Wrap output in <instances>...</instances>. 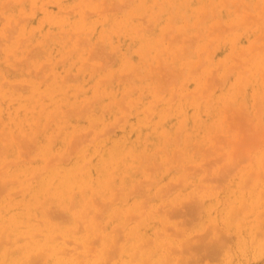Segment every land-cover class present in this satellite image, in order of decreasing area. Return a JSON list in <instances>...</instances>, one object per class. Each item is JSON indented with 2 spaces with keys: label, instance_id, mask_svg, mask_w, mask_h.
<instances>
[{
  "label": "rangeland",
  "instance_id": "rangeland-1",
  "mask_svg": "<svg viewBox=\"0 0 264 264\" xmlns=\"http://www.w3.org/2000/svg\"><path fill=\"white\" fill-rule=\"evenodd\" d=\"M0 236L1 264H264V0H0Z\"/></svg>",
  "mask_w": 264,
  "mask_h": 264
},
{
  "label": "bare ground",
  "instance_id": "bare-ground-1",
  "mask_svg": "<svg viewBox=\"0 0 264 264\" xmlns=\"http://www.w3.org/2000/svg\"><path fill=\"white\" fill-rule=\"evenodd\" d=\"M154 1H155V0H154ZM163 1H164V0H163ZM171 1H172V0H171ZM19 2H20V1H19ZM169 2H170V0H169ZM184 2H185V1H184ZM187 2H188V1H187ZM115 3H116V2H115ZM123 3H124V2H123ZM126 3H127V2H126ZM162 3H163V2H162ZM171 3H172V2H171ZM21 4H22V3H21ZM124 4H125V3H124ZM139 4H140V3H139ZM184 4H185V3H184ZM127 6H128V5H127ZM127 6H126V7H127ZM161 6H162V5H161ZM184 6H185V5H184ZM148 7H149V6H148ZM151 7H152V6H151ZM151 7H150V8H151ZM189 7H190V6H189ZM246 7H247V6H246ZM102 8H103V7H102ZM5 9H6V8H5ZM109 9H110V8H109ZM170 9H171V8H170ZM170 9H169V10H170ZM250 9H251V8H250ZM103 10H104V9H103ZM176 10H177V9H176ZM162 11H163V10H162ZM235 11H236V10H235ZM144 12H145V11H143V13H144ZM140 13H141V12H140ZM229 13H230V12H229ZM175 14H176V13H175ZM33 15H34V14H33ZM157 15H158V13H157ZM142 16H144V15H142ZM25 17H26V16H25ZM83 17H84V15H83ZM133 17H136V16H133ZM153 17H154V16H153ZM172 17H173V16H172ZM125 18H127V17H125ZM128 18H129V17H128ZM219 18H220V17H219ZM253 18H254V17H253ZM259 18H260V17H259ZM24 19H25V18H24ZM139 19H140V18H139ZM207 19H208V18H207ZM142 20H143V19H142ZM156 20H157V17H156ZM42 21H43V20H42ZM148 21H149V20H148ZM101 22H102V21H101ZM156 22H157V21H155V23H156ZM244 22H245V21H244ZM41 23H42V22H41ZM42 24H43V23H42ZM42 24H41V25H42ZM114 24H115V23H114ZM147 24H149V23H147ZM150 24H151V23H150ZM237 25H238V24H237ZM241 25H242V24H241ZM123 26H124V25H123ZM123 26H122V27H123ZM192 27H193V26H192ZM187 28H188V27H187ZM187 28H186V29H187ZM195 28H196V27H195ZM119 29H120V28H119ZM121 29H122V28H121ZM140 29H141V28H140ZM144 29H146V28H144ZM33 30H34V29H33ZM127 30H128V29H127ZM183 30H184V29H183ZM145 31H146V30H145ZM117 32H118V31H117ZM136 32H138V29H137ZM209 32H211V31H209ZM54 33H55V32H54ZM115 34H116V33H115ZM176 35H177V34H176ZM180 35H181V34H180ZM28 36H29V35H28ZM31 36H32V35H31ZM48 36H49V35H48ZM55 36H56V35H55ZM134 36H135V35H134ZM160 36H161V35H160ZM191 36H192V35H191ZM197 36H198V35H197ZM8 37H10V36H8ZM125 37H126V36H125ZM175 37H176V36H175ZM161 38H162V37H161ZM176 38H177V37H176ZM195 38H196V37H195ZM26 39H27V38H26ZM46 39H47V36H46ZM173 39H175V38H173ZM177 39H178V38H177ZM85 40H86V39H85ZM162 40H163V39H162ZM175 40H176V39H175ZM190 40H191V39H190ZM158 41H159V39H158ZM256 42H257V41H256ZM102 43H103V42H102ZM157 43H158V42H157ZM161 43H162V42H161ZM192 43H193V42H192ZM75 44H76V43H75ZM43 45H44V44H43ZM43 45H42V46H43ZM168 45H169V43H168ZM131 46H132V45H131ZM144 46H145V45H144ZM191 46H192V45H191ZM127 48H128V47H127ZM38 50H39V49H38ZM35 51H36V50H35ZM39 51H40V50H39ZM44 51H45V49H44ZM181 52H182V51H181ZM38 54H39V53H38ZM93 54H94V53H93ZM97 55H98V54H97ZM109 56H110V55H109ZM112 56H113V55H112ZM124 56H125V55H124ZM102 57H103V56H102ZM92 58H93V57H92ZM110 58H111V57H110ZM110 61H112V59L109 60V63H110ZM165 64H166V63H165ZM56 65H58V64H56ZM43 66H44V65H43ZM83 66H84V64H83ZM98 67H99V66H98ZM39 68H40V67H39ZM44 68H45V67H44ZM93 68H94V67H93ZM99 68H101V67H99ZM158 68H159V67H158ZM165 68H166V67H165ZM82 69H83V67H82ZM95 69H96V68H95ZM97 69H98V68H97ZM257 69H258V68H257ZM41 70H43V69L41 68ZM80 70H81V69H80ZM98 70H99V69H98ZM156 70H157V69H156ZM181 70H182V69H181ZM83 71H84V70H83ZM214 71H215V70H214ZM112 74H113V73H112ZM146 74H147V73H146ZM131 75H132V73H131ZM73 76H74V75H73ZM121 76H122V75H121ZM124 76H125V75H124ZM132 76H133V75H132ZM115 77H116V76H115ZM130 77H131V76H130ZM64 78H66V77H64ZM111 78H112V77H111ZM111 78H110V79H111ZM120 78H121V77H120ZM122 78H124V77H122ZM131 78L133 79V77H131ZM46 79H47V78H46ZM126 80H127V79H126ZM110 81H111V80H110ZM224 81H225V80H224ZM2 85H3V84H2ZM76 90H77V89H76ZM81 92H82V91H81ZM77 93H78V92H77ZM109 93H110V92H109ZM175 95H176V94H175ZM42 97H43V95H42ZM67 98H68V97H67ZM99 98H100V97H99ZM123 98H124V96H123ZM151 98H152V97H151ZM199 99H200V98H199ZM93 100H94V98H93ZM93 102H94V101H93ZM195 102H196V101H195ZM86 108H87V105H86ZM88 109H89V108H88ZM82 110H83V108H82ZM85 110H86V109H85ZM85 110H83V111H85ZM144 110H145V109H144ZM144 112H145V111H144ZM75 114H76V113H75ZM75 114H74V115H75ZM81 114H82V113H81ZM146 114H148V113H146ZM150 115H152V114H150ZM38 116H39V115H38ZM175 116H176V115H175ZM24 117H25V116H24ZM81 117H82V115H81ZM81 117H80L79 119H81ZM148 117H149V116H148ZM165 117H166V116H165ZM148 119H149V118H148ZM168 120H169V119H168ZM118 121H119V120H118ZM163 121H164V120H163ZM125 122H126V121H125ZM96 123H97V121H96ZM144 126H146V125H144ZM112 127H113V125H112ZM23 130H24V129H23ZM103 130H104V129H103ZM111 130H112V129H111ZM111 130H108V131H106V132H109V133H110V132H112ZM181 130H182V129H181ZM59 131H60V130H59ZM161 131H162V130H161ZM164 132H165V129H164ZM103 134H104V133H103ZM105 134H106V133H105ZM164 134H165V133H164ZM81 135H84V134H81ZM98 135L101 136L102 134H97V136H98ZM86 136H88V135H86ZM97 136L95 135V138H96ZM84 137H85V136H84ZM81 138H82V137H81ZM81 138H79V139H81ZM163 138H164V136H163ZM167 138H168V137H167ZM79 139H78V140H79ZM85 139H87V138H84V140H85ZM33 140H34V139H33ZM90 140H91V139H90ZM92 140H93V139H92ZM51 141H52V140H51ZM76 141H77V138H76ZM87 141H88V140H87ZM143 141H144V140H143ZM80 142H81V141H80ZM80 142H79V143H80ZM82 142H84V141H82ZM7 143H8V142H7ZM73 143H76V142L73 141ZM73 143H72V144H73ZM164 143H165V142H164ZM10 145H11V144H10ZM143 146H144V143H143ZM10 147H11V146H10ZM1 148H2V147H1ZM11 148H12V147H11ZM73 148H75V146H74ZM109 150H110V149H109ZM142 150L144 151V147H143ZM72 152H73V151H72ZM22 153H23V152H22ZM24 153H25V152H24ZM24 153H23V154H24ZM69 153H70V152H69ZM69 153H68V154H69ZM71 154H72V153H71ZM65 155H66V154H65ZM69 155H70V154H69ZM84 155H85V154H84ZM23 156H24V155H23ZM25 156H26V155H25ZM54 156H55V155H53V157H54ZM67 156H68V155H67ZM70 156H71V155H70ZM70 156H69V157H70ZM134 156H136V154H135ZM141 157H142V155H141ZM141 157H140V161H141ZM21 158H22V157H21ZM55 158H56V157H55ZM62 158H63V155H62ZM135 158H136V157H135ZM60 159H61V158H59V160H60ZM63 159H66V157L63 158ZM63 159H61V160H63ZM68 159H69V158H68ZM24 160H25V159H24ZM30 160H31V159H30ZM32 160H33V159H32ZM57 160H58V159H57ZM59 160H58V161H59ZM17 161H20V160H17ZM15 162H16V161H15ZM63 162H64V161H63ZM145 162H146V161H145ZM52 163H53V162H52ZM52 163L49 162V164H52ZM83 163H85V162H83ZM139 163H140V162H139ZM47 164H48V162H47ZM47 164H45V165H47ZM83 165H84V164H83ZM2 167H3V165H2ZM4 167H5V164H4ZM115 167H116V166H115ZM79 168H80V167H79ZM116 168H117V167H116ZM126 168H127V167H126ZM117 169H118V168H117ZM139 169H140V168H139ZM139 169H138V171H139ZM127 170H128V168H127ZM135 170H137V169H135ZM229 170H230V169H229ZM112 171H113V170H112ZM225 171H226V170H225ZM227 171H228V170H227ZM113 172H114V171H113ZM113 172H112V173H113ZM134 172H137V171H134ZM34 174L36 175L37 173H34ZM113 175H114V174H113ZM129 175H130V174H129ZM151 175H152V174H151ZM113 178H114V177L112 176V179H113ZM121 178H123V177L121 176ZM153 179H154V178H153ZM179 179H180V178H179ZM182 179H183V178H182ZM8 180H9V179H8ZM8 180H7V182L10 181V180H9V181H8ZM4 181H5V180H4ZM4 181H3V183H4V185H5V182H4ZM11 181H14V180H11ZM16 181H17V180H16ZM151 181H152V180H151ZM7 182H6V183H7ZM108 182H109V181H108ZM121 182H122V181H121ZM149 182H150V181H149ZM149 182H148V183H149ZM3 183H2V184H3ZM109 183H110V182H109ZM123 183H124V182H123ZM133 183H134V181H133ZM122 185H123V184H122ZM146 185H147V184H146ZM133 186H134V185H133ZM139 186H140V184H139ZM141 186H142V185H141ZM119 187L121 188V186H119ZM119 187H118V188H119ZM25 188H26V187H25ZM48 188H49V187H48ZM48 188H47V190L50 189V188H49V189H48ZM120 188H119V190H120ZM133 188H134V187H133ZM137 188H138V187H137ZM21 189H22V188H21ZM82 189H83V188H82ZM125 189H126V188H125ZM138 189H139V188H138ZM26 190H27V189H26ZM26 190H25V191H26ZM84 190H85V188H84ZM133 190H134V189H133ZM135 190H136V189H135ZM140 190H141V189H140ZM147 190H148V189H147ZM15 191H16V190H15ZM19 191H20V190H19ZM136 191H137V190H136ZM129 192H130V189H129ZM129 192L126 191V193H128V195H129ZM133 192H135V191H133ZM133 192H132V193H133ZM138 192H140V191H138ZM142 192H143V191H142ZM12 193H13V192H12ZM46 193H48V192H46ZM72 193H73V192H72ZM82 193H83V192H82ZM120 193H121V192H120ZM124 193H125V192H124ZM126 193H125V194H126ZM135 193L138 194L137 192H135ZM14 194H17V192H14ZM98 194H99V192H98ZM125 194H124V195H125ZM141 194H142V193H141ZM10 195H11V193H10ZM22 195H23V194H22ZM71 195H72V194H71ZM81 195H82V194H81ZM128 195H127V196H128ZM130 195H132V194H130ZM130 195H129V196H130ZM154 195H156V194H154ZM72 196H73V195H72ZM82 196H83V195H82ZM156 196H157V195H156ZM10 197H11V196H10ZM103 197H104V196H103ZM47 198H48V197H47ZM72 198H73V197H72ZM113 198H114V197H112V200H113ZM123 198H124V197H123ZM145 198H146V197H145ZM45 199H46V198H44V200H45ZM70 199H71V198H70ZM104 199H105V198H104ZM60 200H61V199H60ZM63 200H64V199H63ZM71 200H73V199H71ZM71 200H69V204H68L69 206H72V205L70 204V203L72 202ZM95 200H96V199H95ZM126 200H127V199H126ZM70 201H71V202H70ZM99 201H100V200H99ZM101 201H102V203H103V199H102ZM113 201H114V200H113ZM121 201H122V200H121ZM140 201H141V200H140ZM182 201H183V200H182ZM182 201H181V202H182ZM87 202H88V201H87ZM94 202H95V201H94ZM104 202H105V201H104ZM108 202H109V201H108ZM111 202H112V201H111ZM141 202H142V201H141ZM145 202H146V201L142 202L141 204H143V203H145ZM43 203H44V202H43ZM92 203H93V201H92ZM109 203H110V202H109ZM93 204H94V203H93ZM105 204L108 205L107 203H104V205H105ZM139 204H140V203H139ZM174 204H175V203H174ZM15 205H16V204H15ZM41 205H42V204H41ZM43 205H44V204H43ZM43 205H42V206H43ZM106 205L104 206L105 209H106ZM143 205H144V204H143ZM143 205H142V206H143ZM145 205H146V204H145ZM186 205H188V204H186ZM193 205H194V204H193ZM48 206H49V205H48ZM69 206H68V208H69ZM73 206H74V205H73ZM86 206H87V205H86ZM96 206H97V205H96ZM163 206H164V205H163ZM168 206H169V205H168ZM184 206H185V204H184ZM37 207H38V206H37ZM37 207H36V209H38ZM98 207H99V206H98ZM159 207H160V205H159ZM159 207H156V208L159 209ZM171 207H172V206H171ZM189 207H190V206H189ZM191 207H192V205H191ZM196 207H197V206H196ZM83 208H84V206H83ZM85 208H86V207H85ZM94 208H95V206H94ZM101 208H103V206H102ZM181 208H182V210H183V207H181ZM194 208H195V207H194ZM194 208H193V209H194ZM197 208H198V207H197ZM197 208H196V209H197ZM63 209H64V208H63ZM63 209H62V210H63ZM87 209H88V208H87ZM87 209H83V210H87ZM95 209H96V208H95ZM173 209H174V208H173ZM175 209H176V208H175ZM191 209H192V208H190L189 210L187 209L188 212L191 211ZM196 209H195V210H196ZM198 209H199V208H198ZM48 210H49V209H48ZM51 210H52V208H51ZM59 210H60V209H59ZM142 210H143V209H142ZM166 210H167V208H166ZM170 210H171V209H170ZM182 210H180V211L183 212ZM184 210H186V209L184 208ZM37 211H38V210H37ZM44 211H45V210H44ZM46 211H47V210H46ZM49 211H50V210H49ZM49 211H48V212H49ZM94 211H95V210H94ZM99 211H100V210H99ZM101 211H103V210H101ZM116 211H117V210H116ZM116 211H115V212H116ZM156 211H157V210H156ZM159 211H160V210H159ZM161 211H163V210H161ZM164 211H165V210H164ZM173 211H174V210H173ZM48 212H47V214H48ZM61 212H62V211H61ZM84 212H85V211H83V215H82V213L80 212L82 217H86V216H87L86 213H87L88 211H87L85 214H84ZM92 212H93V211H92ZM120 212L122 213V211H120ZM120 212H119V213H120ZM142 212H144V210H143ZM142 212H141V214H142ZM152 212H153V211H152ZM157 212H158V211H157ZM166 212H167V211H166ZM166 212H165V213H166ZM168 212L170 213V211H168ZM168 212H167V213H168ZM171 212H172V211H171ZM194 212H195V211H194ZM36 213H37V212H36ZM49 213H51V212H49ZM96 213L98 214V209H97V212H96ZM153 213H154V212H153ZM158 213H161V212H158ZM167 213H166V214H167ZM169 213H168V218H169V216H170L171 214H174V213L172 212V213H170V215H169ZM176 213H177V210H176ZM184 213H186V212H184ZM58 214H59V212H58ZM94 214H95V213H94ZM97 214H96V217H98V218H95L93 215H91V217L93 216V218H95V220H96V219L98 220L100 217L97 216ZM131 214H132V213H131ZM141 214H140V215H141ZM188 214H191V213H188ZM61 215H62V214H61ZM84 215H86V216H84ZM98 215H99V214H98ZM117 215H119V214H117ZM117 215H116V216H117ZM120 215H121V214H120ZM133 215H134V216H131V217H133V218H132L133 220H134V217H135V216H136V218H137V217H138V218L140 217L139 215H135V214H133ZM149 215H150V214H149ZM47 216H48V215H47ZM50 216H51V215H50ZM50 216H49V217H50ZM55 216L57 217V214H55V215L53 214V217H55ZM100 216H101V212H100ZM111 216H112V215H111ZM124 216H125V215H124ZM174 216H176V215L174 214ZM177 216H179V213H178ZM82 217H81V218H82ZM128 217H129V216H127L126 219L131 218V217H129V218H128ZM149 217H150V216H149ZM57 218H58V217H57ZM112 218H113V217H112ZM115 218H116V217H115ZM172 218H173V217H172ZM26 219H27V218H26ZM31 219H32V218H31ZM50 219H51V218H50ZM54 219H55V218H54ZM75 219H76V218H75ZM83 219H84V218H83ZM83 219H81V221H84V220H85V219H84V220H83ZM113 219H114V218H113ZM51 220H53V219H51ZM51 220H50V221H51ZM77 220H78V219H76V223H78V227H79V226L81 227V225H79V224H81V222H77ZM143 220H144V219H143ZM79 221H80V219H79ZM85 221H86V220H85ZM38 222H41V221L38 220ZM51 222H52V221H51ZM60 222H61V221H60ZM86 222H87V221H86ZM96 222H97V221H95V223H96ZM98 222H99V220H98ZM107 222H108V221H107ZM126 222H129V220H125L124 223L126 224ZM140 222H141V220H140ZM74 223H75V222H74ZM76 223H75V224H76ZM95 223H94V225H98V227L100 226L99 223H97V224H95ZM41 224H42V223H41ZM85 224H86V223H85ZM89 224H90V223H89ZM139 224H140V223H139ZM76 225H77V224H76ZM104 225H106V224H104ZM117 225H118V224H117ZM123 225H124V224H123ZM137 225H138V224H137ZM141 225H142V223H141ZM86 226L89 227L88 224H86ZM102 226H103V225H102ZM114 226H115V225H114ZM124 226H125V225H124ZM139 226H140V225H139ZM208 226L210 227V225H208ZM80 227H79V228H80ZM94 227L96 228V231H97V229H98L97 226H94ZM121 227H123V226L121 225ZM121 227H120V228H121ZM140 227H141V226H140ZM140 227H139V229H140ZM212 227H213V226H212ZM76 228H77V226H76ZM81 228H82V227H81ZM3 229H4V228H3ZM77 229H78V228H77ZM77 229H76V230H77ZM83 229H84V228H83ZM85 229H86V228H85ZM89 229H90V228H89ZM91 229H92V228H91ZM102 229H103V228H102ZM111 229H112V228H111ZM132 229H133V228H132ZM139 229H138V230H139ZM76 230H75V231H76ZM86 230H87V229H86ZM92 230H93V229H92ZM94 230H95V229H94ZM94 230L92 231V234H93ZM138 230H137V231H138ZM1 231H3V230H1ZM207 231H208V230H207ZM110 232H111V231H110ZM110 232H108V233H110ZM112 232H113V231H112ZM114 232L116 233V231H114ZM120 232H121V231H120ZM208 232H209V231H208ZM2 233H3V232H1V234H2ZM108 233H107V237H108ZM133 233H134V231H133ZM157 233H158V232H157ZM160 233H161V232H160ZM160 233H159V235H162V234H163V233H162V234H160ZM5 234H7V233H5ZM36 234H38V233H36ZM74 234H75V233H74ZM90 234H91V233H90ZM94 234H96V233H94ZM94 234H93V236H95ZM116 234H117V233H116ZM125 234H126V233H125ZM205 234H206V233H205ZM208 234H210V233H208ZM2 235H3V234H2ZM9 235H10V234H9ZM33 235H35V234H33ZM87 235H88V234H87ZM132 235H133V234H132ZM170 235H171V233H170ZM6 236H8V235H6ZM58 236H59V235H55V237H58ZM97 236L99 237V235H97ZM113 236H114V235H113ZM116 236H117V235H116ZM127 236H128V235H127ZM127 236L125 235V239H129V236H128V237H127ZM55 237H54V238H55ZM59 237H60V236H59ZM126 237H127V238H126ZM1 238H2V236H0V242L2 241ZM14 238H15V237H14ZM47 238H48V237H47ZM91 238H92V237H91ZM115 238H117V237H115ZM115 238H114V239H115ZM141 238H142V237H141ZM9 239H10V238H9ZM51 239H52V238H51ZM94 239H95V238H94ZM94 239H92V240H94ZM119 239H120V238H119ZM119 239H117L116 241L118 242ZM125 239H124V240H125ZM149 239H150V238H149ZM5 240H6V239H5ZM5 240L3 239V243H4L3 246L5 245V242H4ZM15 240H17V239H15ZM65 240H66V241H65ZM84 240H85V238H84ZM106 240H108V238H106ZM152 240H153V239H152ZM152 240H151V242H152ZM8 241H10V240H8ZM8 241H7V242H8ZM64 241H65L66 243H67V242L70 243V241H71V243H73L72 240H69V239H68V240H67V239H64ZM86 241H87V237H86ZM95 241L97 242V240H95ZM125 241H127V240H125ZM52 242H53V241H52ZM52 242H50V243H52ZM107 242H109V241H107ZM112 242H113V241H112ZM117 242H114V245H115V243H117ZM133 242H134V241H133ZM145 242H147V241H145ZM145 242H144V243H145ZM148 242H149V240H148ZM1 243H2V242H1ZM1 243H0V244H1ZM8 243L10 244V242H8ZM8 243H6V244H8ZM55 243H56V242H55ZM123 243H124V242H123ZM163 243H165V242H163ZM88 244H89V243H88ZM149 244L151 245L150 242H149L147 245H149ZM77 245H79V244H76V246H77ZM80 245H81V244H80ZM80 245H79V247H81ZM89 245H90V244H89ZM93 245H94V244H93ZM95 245H96V244H95ZM95 245H94V246H95ZM142 245H143V246H146V244H142ZM142 245H139L138 248H140V246L143 247ZM159 245H160V244H159ZM16 246H17V245H16ZM21 246H22V245H21ZM72 246H73V245H72ZM76 246L74 245V247H71V250H72V249L74 250V248H76ZM91 246H92V242H91ZM119 246H120V245H119ZM119 246H118V247H119ZM133 246H134V244H133ZM212 246H213V245H212ZM17 247H18V246H17ZM92 247H93V246H92ZM92 247H91V248H92ZM110 247H111V245H110ZM110 247H109V248H110ZM115 247H117V244H116L114 247H112V248H114V250H115ZM136 247H137V246H136ZM158 247H159V246H158ZM167 247H168V246H167ZM170 247H171V246H170ZM174 247H175V246L172 247L173 249L171 248V249H172V252L174 251ZM213 247H214V246H213ZM4 248H5V247H4ZM22 248H23V247H22ZM63 248H65V247H63ZM63 248H61V250H60V251H57V252H58V253H63V254H64L63 251H64L66 248H65L64 250H63ZM82 248H83V247H82ZM91 248H89L90 251H91ZM109 248H108V249H109ZM144 248H145V247H144ZM14 249L16 250V248H14ZM14 249H13V251H14ZM18 249H19V247H18ZM18 249H17V251L20 250V249H19V250H18ZM32 249H33V248H31V250H32ZM46 249H47V248H46ZM49 249H50V248H49V246H48V249H47V250L49 251ZM77 249H79V248H77ZM84 249H85V251H86V248H84ZM93 249H94V248H92V250H93ZM106 249H107V248H106ZM140 249H142V248H140ZM140 249H138V250H140ZM10 250H11V248H10ZM62 250H63V251H62ZM66 250H69V252H71L70 249H66ZM66 250H65V251H66ZM89 250H88V251H89ZM109 250H110V251L105 250V251L107 252V253H106V252H105V253L108 255V256L106 255L107 257L110 256L109 254H111V256H112V253H111V252L114 253L113 250H111V249H109ZM5 251H7V249H6ZM13 251H11V252L13 253ZM38 251H39V250H38ZM61 251H62V252H61ZM1 252H2V248H1ZM3 252H4V249H3ZM23 252H24V251H23ZM42 252H43V253H42ZM44 252H46V253H44ZM74 252H75V250H74ZM74 252H72L73 255H74ZM80 252H83V250L80 251ZM137 252H138V255H136V257H137V256H138V257L141 256L140 253H139L140 251H137ZM143 252H144V251H143ZM150 252H151V253H150ZM154 252H155V250H154ZM154 252H153V253H154ZM163 252H164V250H163ZM168 252H169V251H168ZM170 252H171V251H170ZM17 253H18L17 255H19V252H17ZM30 253H31V252H30ZM30 253H29V256L32 255V254H30ZM37 253H38V252H37ZM37 253H35V254H37ZM41 253L43 254L42 256H41ZM41 253L39 252V254H38L39 256L37 255L39 258L36 257V255H35V256L32 255L33 258L30 259V258L32 257V256H30L29 259H30L31 261H30L29 259H26V260H27V263H28V261H29V263L31 264V262H33L34 259H35V261H37V262H38L39 260H42V263L46 262L45 257H46V254H47L48 252L44 250V251H41ZM54 253H55V252H54ZM75 253H76V252H75ZM87 253H89V252H87ZM103 253H104V252H103ZM108 253H109V254H108ZM135 253H136V252H135ZM135 253L132 254L134 257H135ZM6 254H7V253H5V255H6ZM77 254H78V253H76V255H77ZM82 254H83V253H80V254H78V256L80 257V255H82ZM130 254H131V253H130ZM130 254H129V255H130ZM136 254H137V253H136ZM145 254H148V255L150 256V255L152 254V251H149V253L147 252V253H145ZM47 255H48V254H47ZM64 255H66V254H64ZM67 255H69V254H67ZM40 256H41L42 258H41ZM60 256H61V255H60ZM142 256H143V255H142ZM149 256H148L147 258H144V257H143V260H144V259H145V260H144L143 262H141V263H142V264L146 263L147 260H148V258H149ZM191 256H192V255H191ZM8 257H9V254H8ZM22 257H23V256H21L20 259H21ZM76 257H77V256H76ZM82 257H83V256H82ZM82 257H80V258H79L80 260H78V261H80L81 264H82V262L84 261V260H82V259L85 258V256H84L83 258H82ZM115 257H116V256H115ZM151 257H152V255H151ZM187 257H188V256H187ZM3 258H6V256H5V257L3 256ZM132 258H133V257H132ZM190 258H191V257H190ZM17 259H18V258H17ZM76 259H78V258H76ZM105 259H107V258H105ZM141 259H142V257H141ZM150 259H151V258H150ZM150 259H149V261H150ZM1 260H2V259H1ZM1 260H0V261H1ZM55 260H57V259H55ZM59 260H60V259H59ZM73 260H74V258H73ZM85 260H87V259H85ZM187 260H188V261H192V259L189 260V257H188ZM16 261H17V260H16ZM23 261H24V260H23ZM23 261H21V262H23ZM35 261H34V262H35ZM47 261H48V260H47ZM74 261H76V260H74ZM74 261H73V262H74ZM78 261H77V264H79ZM104 261H105V260H104ZM108 261H109V260H108ZM140 261H141V260H140ZM14 262H15V260H14ZM24 262H25V261H24ZM24 262H23V263H24ZM60 262H62V261H59V263H60ZM85 262H86V261H85ZM97 262H98V261H97ZM105 262H106V261H105ZM105 262H104V263H105ZM15 263H16V262H15ZM27 263H26V264H27ZM42 263H41V264H42ZM100 263H101V261L99 262V264H100ZM102 263H103V262H102ZM102 263H101V264H102ZM104 263H103V264H104ZM141 263H140V264H141ZM154 263L157 264L156 262H154ZM0 264H1V263H0ZM3 264H4V263H3ZM18 264H19V263H18ZM20 264H21V263H20ZM24 264H25V263H24ZM44 264H45V263H44ZM75 264H76V263H75ZM86 264H87V263H86ZM105 264H106V263H105ZM134 264H135V263H134ZM146 264H149V263H146Z\"/></svg>",
  "mask_w": 264,
  "mask_h": 264
}]
</instances>
